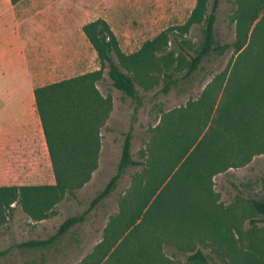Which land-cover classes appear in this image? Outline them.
Wrapping results in <instances>:
<instances>
[{
	"label": "trees",
	"instance_id": "trees-1",
	"mask_svg": "<svg viewBox=\"0 0 264 264\" xmlns=\"http://www.w3.org/2000/svg\"><path fill=\"white\" fill-rule=\"evenodd\" d=\"M15 4L21 0H10ZM235 40L219 45L215 36L219 0H195L188 19L170 26L124 53L103 19L82 27L94 49L98 69L37 87L35 109L45 138L55 179L53 185L0 186V228L20 208L34 222L55 214L91 179L98 165L99 131L111 110L110 96L98 84L105 75L124 96L141 103L138 89L147 92L162 84L167 94L188 80L211 54L232 49L235 59L205 87L199 99L167 114L148 145L144 163L131 155L132 130L124 136L115 174L80 215L66 218L47 239L19 244V249L46 248L85 221L108 198L129 167L139 166L131 186L119 201L100 242L80 264H173L165 245L186 254V264H209L202 247L232 249L236 220L217 203L212 178L264 154V0H232ZM193 26L202 37L196 45L186 38ZM181 75V77H177ZM250 207L264 223V200ZM243 264H264V231L254 233ZM8 251H0V258Z\"/></svg>",
	"mask_w": 264,
	"mask_h": 264
},
{
	"label": "rangeland",
	"instance_id": "rangeland-1",
	"mask_svg": "<svg viewBox=\"0 0 264 264\" xmlns=\"http://www.w3.org/2000/svg\"><path fill=\"white\" fill-rule=\"evenodd\" d=\"M212 2L213 0H209V10ZM70 3V11L78 18V23L73 20L76 25L96 19L105 20L117 38L121 50L131 54L136 52L143 42L152 39L162 30L183 24L188 19L195 0H72ZM234 10L232 0H219L214 25L219 45L231 44L235 40ZM78 27L75 24L73 26L74 36L70 41L72 55L66 57L71 59V70H59L57 63L61 57L56 56V62H50L47 70H44L45 76L36 84L48 85L98 69L96 53L87 39L79 36ZM201 37L200 26H193L186 36L193 45H196ZM234 59L232 49L221 55L211 54L203 60L190 79H180L167 94L161 91L162 84L147 92L138 89L141 96L140 105L112 88L105 75L104 80L99 82L98 89L102 96H110L111 110L99 131L98 165L91 179L76 191L74 196L64 198L56 207L55 214L47 219L31 221L20 208H16L13 219L7 226L0 228V251H8L0 258V264H80L102 239L110 218L118 214L119 201L130 188L132 176L138 173L141 167L127 168L114 192L92 208L83 223L74 226L52 245L37 250L19 249L13 245L33 239H47L57 232L66 218L86 211L93 198L115 174L122 142L130 129L132 159L144 163L145 151L165 116L199 99L205 87L216 75L228 68ZM53 63L56 66L55 73L52 71ZM34 68L35 72L43 70L42 65ZM18 73V68L15 69L10 64L2 75L0 73V126L9 122L1 119L7 115L4 108L11 102L9 98L28 95L27 88L9 86L17 79ZM212 190L217 203L236 220L234 246L232 249L223 250L197 246L203 248L209 256V264H243L248 255L251 237L254 233L264 231V223H251V220H259L261 217L254 214L249 203L251 199L264 200V154L253 156L246 164L214 176ZM163 253L173 264H186V254L172 246L165 245Z\"/></svg>",
	"mask_w": 264,
	"mask_h": 264
},
{
	"label": "crops",
	"instance_id": "crops-1",
	"mask_svg": "<svg viewBox=\"0 0 264 264\" xmlns=\"http://www.w3.org/2000/svg\"><path fill=\"white\" fill-rule=\"evenodd\" d=\"M70 2L72 0H21L12 4L10 0H0V73L2 75L9 64L18 68L17 79L9 86L28 89L27 96L9 98L11 102L4 108L7 115L1 118L9 122L0 126V186L55 183L33 91L46 85L36 82L43 79L44 70L51 61L56 62V56L61 57L57 63L59 70H71V59L66 57L72 55L73 26H79V36H84L82 27L89 22L76 25L78 18L70 11ZM38 65H42L43 70L33 71Z\"/></svg>",
	"mask_w": 264,
	"mask_h": 264
}]
</instances>
